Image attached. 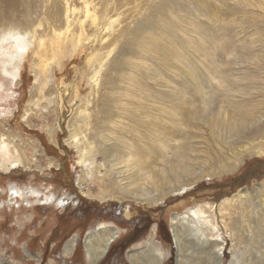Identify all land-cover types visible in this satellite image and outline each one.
<instances>
[{"label":"bare ground","instance_id":"obj_1","mask_svg":"<svg viewBox=\"0 0 264 264\" xmlns=\"http://www.w3.org/2000/svg\"><path fill=\"white\" fill-rule=\"evenodd\" d=\"M178 1L181 0H0V77L8 76L10 79L7 83L12 84L21 76L23 63L29 60V67L35 75V86L23 116L25 119L33 115L32 106L36 109L44 106L42 109L48 110L51 104L53 107L48 113L55 114L57 118L62 97L68 104L76 105L73 121L68 124L67 141L77 152L78 165L83 170L78 178L79 188L83 182L86 185L94 184L95 191L88 189L83 192L89 198H97L100 202L117 201L119 205L134 203L156 207L166 203L172 195H186L205 178H220L226 172L238 171L246 157L264 156L262 145L258 148L242 147L237 152H231L230 167L221 173L219 169H224L227 159L219 160L215 155L209 157L206 153L201 156L192 154L200 151L198 145L209 147V142L202 140L203 135L192 125L199 116L197 112L187 110L182 116L184 124L192 128L193 133L177 138L171 133L173 127L159 124L162 116L152 115L154 112L150 115L146 111L148 107L145 109L138 102L137 106H128L129 99L113 101L111 105L107 102V94L110 93L112 98L116 91L138 100L149 93L147 79H157L159 69L146 56L154 55L160 64L164 61L162 54L172 52L163 49L165 43L161 30L167 26L163 10L166 7L172 10ZM140 18L151 19L152 26L134 21ZM172 45L170 43L168 46L172 48ZM84 47L89 49L85 66L81 69L75 67V77L84 78L87 95L85 98L77 96L80 90L73 82L68 83L61 96L60 88L55 83L56 73L62 71L66 59ZM173 58L178 60L179 56ZM126 65L129 69L125 68ZM85 68H89L87 73ZM1 81L0 78V89L4 86ZM117 82H121L118 87ZM114 85L116 88L112 89ZM76 99H79L80 105L75 103ZM160 111L166 112L169 120L174 122L178 115H183L163 107ZM263 122L264 112L258 115L240 105L238 111H232L221 126L209 120L202 125L207 124L211 131L218 130L220 135L215 133L217 136L210 143L219 146L232 144L234 140L258 131ZM56 124L55 120L52 126L45 127L54 145H57ZM1 127L0 123V171L10 173L19 167L33 170L30 152H38L37 148H23V143L17 144L13 135L2 133ZM147 134L148 140L145 139ZM129 135L133 139H127ZM194 139L197 141L194 142ZM122 142H125L127 157L118 154ZM192 143L195 144L193 151ZM97 155L102 159L99 165L95 163ZM150 155L154 156L152 163L149 161ZM46 157L44 154L48 169L58 167L56 162ZM158 158L164 165L154 163ZM196 158L202 161L197 164ZM101 168H104V174H101ZM28 189L24 193L16 184L1 189L0 196L8 198L0 201V207H10L18 199H25L31 213L23 220L33 221V204L54 203L64 210L68 203L67 199L59 198L55 193L41 195L39 189L32 186ZM263 190L264 183L255 186L252 192L243 190L219 203L205 201L194 204L184 213L173 214L170 233L175 248L174 264H223L228 241L231 245L227 251L232 255L229 264H264V214L253 228L248 226L247 236L243 233L248 240V251H240L242 245L238 244L240 239L237 234L241 227L234 219L249 202L257 204L254 197L257 199ZM124 216L129 218V209L124 211ZM241 222L246 223V220L242 217ZM153 229L154 233L148 240L129 250L127 258L132 264H163L168 254L173 255V250L167 252L164 246L156 243L154 234L157 226ZM120 234L117 226L108 223L91 228L83 243L88 264L101 262ZM75 242H79L78 238L67 243L64 251L66 257L73 256ZM25 251L26 258L31 256ZM52 264H68L67 258Z\"/></svg>","mask_w":264,"mask_h":264},{"label":"rangeland","instance_id":"obj_2","mask_svg":"<svg viewBox=\"0 0 264 264\" xmlns=\"http://www.w3.org/2000/svg\"><path fill=\"white\" fill-rule=\"evenodd\" d=\"M163 11L167 23L161 30L166 46H163V49L172 52H164L162 54L164 61L160 64L154 55L146 56L148 60H153L159 69L157 79H147L149 93L142 100H138L127 95L122 96L116 91L112 98L108 93L106 100L111 105L113 101L124 102L129 99L128 106H137L138 102L145 109L148 107L146 111L150 115L154 112L152 115L162 116L159 124L168 128L173 127L172 131L169 130L177 138L193 133L192 128L184 124L182 116L187 110L197 112L199 116L192 125H195L203 135L202 140L209 142V147L198 145L200 151L192 154L201 156L206 153L209 157L215 155L219 160L227 159L224 161V169H219L223 173L232 162L231 152H237L245 146L264 147V122L258 131L249 133L245 138L219 146H212L210 143L217 134L220 135L218 130L211 131L207 124L202 125L209 120L221 126L232 111H238L240 105L258 115L264 112V1L181 0L172 10L166 7ZM134 21L152 26L149 18ZM170 43L173 44L172 48L168 46ZM88 50L86 47L77 49L65 60L62 71H57L55 83L60 88V93L68 83L75 82V86L80 90L77 96L86 97L87 87L84 78L75 77V67L81 69L85 66ZM176 55L179 56L178 60L173 58ZM27 60L23 63L21 76L12 84L7 83L10 79L8 76L0 77L1 85H4L0 89V123L2 133L13 135L17 144L23 143V148L36 147L38 152L34 153L32 150L30 152L34 162L31 171L22 167L10 173L0 171V190L16 184L20 191L26 193L32 186L39 189L41 195L55 193L57 197L67 199L68 203L64 210L59 209L54 203L33 204L35 207L33 221L23 220L31 213L25 199H18V202L10 207L9 205L0 207V262L3 264V261L14 264H52L60 263L66 258L68 264H88L83 243L90 229L101 223L117 226L121 234L111 245L106 257L98 264H132L127 258L129 250L148 240L154 233L155 225L156 243L164 246L167 252L173 250V255L168 254L163 264H174L175 248L170 233L173 214L184 213L194 204L205 201L213 200L219 203L243 190L252 192L255 186L264 183V156L253 155L246 157L247 160L238 171L226 172L227 174L220 178H205L186 192V195H172L166 203L163 202L156 207L134 203L119 205L117 201L100 202L97 198L85 196L83 192H87L88 189L95 191L94 184L86 185L83 182L80 190L78 178L83 170L78 165L77 152L67 141L68 124L73 121V109L76 105L68 104L65 97H62L57 118L55 114L48 113L53 107L52 104L48 110L42 109L44 106L37 109L32 106L33 115L23 118L35 86V75ZM125 68L129 69V66L126 65ZM88 71L89 68L85 73ZM120 85L121 82H117V87ZM113 88L116 86H112ZM75 103L81 104L79 99H76ZM162 107L183 115H178L175 122L171 121L166 112H159ZM55 120L57 145L50 141L45 131L46 125L52 126ZM139 130L143 131L142 127H139ZM128 138L133 139V136L129 135ZM148 138L147 134L145 139ZM195 141L197 139H194ZM190 146L191 151L195 150V144L192 143ZM154 148L158 150L157 147ZM43 153L47 159L56 162L58 167L48 169ZM118 154L127 157L125 142H122ZM158 155H162L160 151ZM152 157L154 156H149L150 162ZM201 161L199 158L195 159L197 164ZM95 163L97 165L102 163L100 155H97ZM154 163L164 165L161 158L156 159ZM100 171L104 174V168ZM0 198L2 201L8 197L2 195ZM249 199L251 200V196ZM254 200L258 203L249 202L234 216L241 227L237 234L240 239L238 244L242 245L240 251L249 250L246 246L248 240L243 237V233L247 236L248 226L253 228L264 214V190L257 199L254 197ZM128 209L130 216L125 218L124 211ZM242 217L246 223L241 222ZM76 238L79 242H75L73 256L66 257L64 251L67 243ZM230 245L228 241L227 250L230 249ZM25 250L31 256L26 258ZM227 250L223 264H229L232 260V255Z\"/></svg>","mask_w":264,"mask_h":264}]
</instances>
